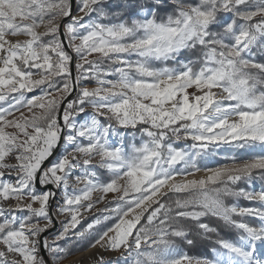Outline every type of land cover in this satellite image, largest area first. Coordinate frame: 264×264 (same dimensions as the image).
<instances>
[{"label": "snow or ice", "instance_id": "obj_1", "mask_svg": "<svg viewBox=\"0 0 264 264\" xmlns=\"http://www.w3.org/2000/svg\"><path fill=\"white\" fill-rule=\"evenodd\" d=\"M75 11L73 0H0V264H48L42 250L59 264L89 236L118 254L95 264H264V190L234 187L264 176V0H75ZM222 146L260 153L197 164ZM197 172L208 174L186 179ZM109 193L120 203L77 230ZM193 235L216 245L211 259L180 251Z\"/></svg>", "mask_w": 264, "mask_h": 264}, {"label": "trees", "instance_id": "obj_2", "mask_svg": "<svg viewBox=\"0 0 264 264\" xmlns=\"http://www.w3.org/2000/svg\"><path fill=\"white\" fill-rule=\"evenodd\" d=\"M260 53L257 52V59H260ZM159 66V65H158ZM171 66V64H170ZM59 79V78H58ZM92 82V81H86L85 84ZM39 89V87H38ZM35 92V91H34ZM136 143L139 144V140H136ZM260 150L257 148L255 150V152L249 151V150H244V149H236V148H229V147H225L222 148L220 151H218L216 154L211 155V159L215 161V164H219V165H224V164H230L232 163V157H235L236 162H244L245 160L249 159L252 155L254 154H259ZM208 160V158H200L198 159V164L201 166L202 164H204L206 161ZM255 186L258 187L260 191L264 190V176H261L260 173H254L252 178L250 180H242L240 182H238L234 187L237 189H245L247 191H250V186ZM169 197H171V199L165 198V203H173L176 194L173 193H169L168 194ZM180 195H187V194H180ZM225 202L229 205L231 204H238L240 206L243 207H259L260 205L256 204L255 202H249L245 199H243L242 197L237 198V197H228L226 198ZM118 203H107L105 205V207H116ZM104 207V208H105ZM102 215H107V214H103V213H99ZM99 214L94 215V216H86L82 219L80 225H78L77 230H83L84 228L87 227V225L89 223H91L93 221L94 218H96L97 216H99ZM109 215V214H108ZM205 222L210 223L213 227L217 228V234L219 236V238L222 239H226V240H230V241H237L238 240V233L229 228L228 226L224 225L222 221L217 220L216 218L213 217H206L204 218ZM233 219H240V217H233ZM247 219V218H246ZM116 222V217L114 215L110 216V219L107 221H102V223L100 225L97 226L96 231H103L105 230L107 227H110L112 224H114ZM143 222V221H142ZM252 223H257L256 221H251ZM217 234H210L212 235L213 239L216 238ZM190 238H194L196 240V243L193 245H187L186 243H181L179 245L180 251L183 253L188 254L189 256L192 257H201V256H208V258H212V253L210 251V249L212 247H216V245L212 244L209 240H203L200 239L198 237H195L194 235ZM95 239V236H89L84 238L78 245H72V252L73 255L67 257L65 260L83 253L85 251H87L89 248V243L91 241H93ZM61 244H64V241L60 242ZM60 261L59 263L64 262Z\"/></svg>", "mask_w": 264, "mask_h": 264}, {"label": "rangeland", "instance_id": "obj_3", "mask_svg": "<svg viewBox=\"0 0 264 264\" xmlns=\"http://www.w3.org/2000/svg\"><path fill=\"white\" fill-rule=\"evenodd\" d=\"M75 1V0H74ZM77 13H76V11H75V9H74V12H73V15H76ZM86 20H87V18H85ZM67 22V21H66ZM60 23H61V21H60ZM65 23V22H64ZM63 23V24H64ZM40 31H43V29L41 28L40 29ZM61 31H63V28L61 27ZM10 39H19V40H23V39H25V37H23V36H20V37H10ZM66 43V42H65ZM66 50L70 53V55H72V57H73V59H72V62H71V65H70V68L72 69V71H73V74H74V77L76 76V62H77V60H76V54L74 53V52H72L71 51V49H67L66 48ZM34 79H38L39 77L38 76H34L33 77ZM112 78H114V77H112ZM86 86H88V87H94L95 86V82L94 81H92V82H89V83H87L86 84ZM35 91V92H34ZM41 91H42V89L41 88H35L32 92H27V93H25V95H26V97H28V98H31V97H33V96H37V95H40L41 94ZM13 95H15V94H13ZM75 96H76V93H74V96H73V98L72 99H74L75 98ZM71 99V100H72ZM4 106H7L6 104L4 105ZM88 111L89 112H91V109L89 108L88 109ZM138 140H139V143H140V139L139 138H137ZM191 143V141H187V142H185L184 140H180V141H176L175 142V146H177V147H186V145H188V144H190ZM225 147H228V146H222L220 149H218V150H216L215 152H213V153H211V154H209L208 156H205L204 158H208V160L204 163V164H202L201 166L198 164V161H196L197 162V164L200 166V167H211V168H215V167H217V166H222V165H219V164H215V161L214 160H212L211 159V155H214V154H216L218 151H220L222 148H225ZM58 151H60V148H58V150H57V153L55 154V156H54V158L52 159V160H55V158H56V156H57V154L59 153ZM203 158V157H202ZM198 159H200V158H197V160ZM239 163H242V162H239ZM231 164V163H230ZM224 165H226V164H224ZM47 167V166H46ZM208 173H206V172H197L194 176H197V175H203V176H206ZM194 176H191V177H194ZM201 177V178H204V177ZM188 177L189 176H187L186 177V179H188ZM201 178H199V179H201ZM182 179H184V178H182V177H177V180L178 181H180V180H182ZM193 179H197V178H193ZM192 180V179H191ZM72 184H74L75 182L74 181H72L71 182ZM77 187H80V186H77ZM73 189L70 187L69 188V191H72ZM250 191H260L259 190V188L258 187H255V186H250ZM58 193V192H57ZM116 195L117 194H112V193H109L108 195H107V197H106V199L103 201V202H101V203H99V204H97L90 212H88V213H85L84 214V217L85 216H88V215H94V214H96V213H98L99 211H100V208H101V206L106 202V201H108V200H111V199H116L115 197H116ZM97 196H98V194H93V200H95L96 198H97ZM58 200H60L59 198H57V196H56V198H55V200H53L51 203H52V211H53V213L55 212V210H56V208H57V201ZM67 218V219H69V217L67 216V214H65V215H61V216H56V215H53V219L54 220H56L57 221V223H58V226H57V228H56V230L54 231V232H52V233H50L49 235H47L46 237H49V239H51V237L55 234V233H57L58 231H60L61 230V221H66V220H63L64 218ZM95 219V218H94ZM93 219V220H94ZM92 223V222H91ZM44 252V255H42V251H41V255L44 257V259L45 260H47L48 261V264H53V262H52V259H51V257L49 256V254L47 253V252H45V251H43ZM115 254H117V253H115ZM118 255V254H117ZM115 258H113V260H114ZM66 261V260H65ZM64 261V262H65ZM63 263V262H62ZM62 263H59V264H62Z\"/></svg>", "mask_w": 264, "mask_h": 264}, {"label": "bare ground", "instance_id": "obj_4", "mask_svg": "<svg viewBox=\"0 0 264 264\" xmlns=\"http://www.w3.org/2000/svg\"><path fill=\"white\" fill-rule=\"evenodd\" d=\"M202 176L201 175H197L194 177L189 176L188 180H191L193 178L199 179ZM203 177H205V176H203ZM100 255H103L106 259H113V258H116V256H117V254L111 253V252H105L103 249H101L99 246H97V248H91L88 251L77 254V255L67 259L62 264H95V262L99 259Z\"/></svg>", "mask_w": 264, "mask_h": 264}, {"label": "water", "instance_id": "obj_5", "mask_svg": "<svg viewBox=\"0 0 264 264\" xmlns=\"http://www.w3.org/2000/svg\"><path fill=\"white\" fill-rule=\"evenodd\" d=\"M74 9H75V1L73 0V12H74ZM64 22H66L65 20H61V26L63 25V23ZM71 73H72V75H73V77H74V74H73V71H72V69H71ZM74 93L75 92H73L70 96H68L67 97V100H71L72 98H73V96H74ZM61 113L63 112V106L61 107ZM57 150H58V148L55 150V153H54V155L52 156V157H50V159L48 160V161H45V164H44V167H46L51 161H52V159L54 158V156H55V154L57 153ZM49 188H53V186H51V185H49L48 186ZM37 188L39 189V185H37ZM53 190L55 191V189L53 188ZM54 220V219H53ZM55 221V225H54V227H52L51 229H49L48 231H46L45 233H43V236H47V235H49L50 233H52V232H54L55 230H56V228H57V226H58V223H57V221L56 220H54ZM91 248H89L88 250H90ZM87 250V251H88ZM42 255H44V252H43V250H42Z\"/></svg>", "mask_w": 264, "mask_h": 264}, {"label": "crops", "instance_id": "obj_6", "mask_svg": "<svg viewBox=\"0 0 264 264\" xmlns=\"http://www.w3.org/2000/svg\"><path fill=\"white\" fill-rule=\"evenodd\" d=\"M48 166V165H47ZM101 171H103V170H101ZM61 195H62V190L60 191V192H58L57 193V198H59V199H61ZM59 201V200H58ZM110 202H113V203H120V201H118L117 199H111V200H108V201H106L102 206H101V208H100V211L98 212V213H96V214H94V215H97V214H99V213H103V214H109V213H105V212H102V210L104 209V207H105V205L107 204V203H110ZM94 215H88V216H94ZM102 214H99V216H101ZM86 217V216H85ZM84 218V217H83ZM64 220V219H63ZM82 221V220H81ZM77 228H78V226H77Z\"/></svg>", "mask_w": 264, "mask_h": 264}, {"label": "built area", "instance_id": "obj_7", "mask_svg": "<svg viewBox=\"0 0 264 264\" xmlns=\"http://www.w3.org/2000/svg\"><path fill=\"white\" fill-rule=\"evenodd\" d=\"M61 150H62V149H60V151H58L59 153H58L57 155H59V154H60ZM66 219H67V218L65 217V218H64V220H66Z\"/></svg>", "mask_w": 264, "mask_h": 264}]
</instances>
